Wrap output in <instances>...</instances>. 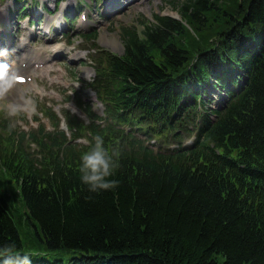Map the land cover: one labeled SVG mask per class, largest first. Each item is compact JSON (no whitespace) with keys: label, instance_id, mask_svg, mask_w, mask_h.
<instances>
[{"label":"trees","instance_id":"obj_1","mask_svg":"<svg viewBox=\"0 0 264 264\" xmlns=\"http://www.w3.org/2000/svg\"><path fill=\"white\" fill-rule=\"evenodd\" d=\"M179 12L124 27V53L95 57L106 116L88 126L89 149L103 137L115 186L81 181L89 149L63 132L31 133L37 155L25 132H0V245L31 264H264V0H183ZM234 85L216 119L197 108ZM159 107L148 133L194 136L187 150L153 152L122 128Z\"/></svg>","mask_w":264,"mask_h":264},{"label":"rangeland","instance_id":"obj_2","mask_svg":"<svg viewBox=\"0 0 264 264\" xmlns=\"http://www.w3.org/2000/svg\"><path fill=\"white\" fill-rule=\"evenodd\" d=\"M170 1L171 0H136L128 4L125 9L120 10L115 15L105 18L102 16L97 17V13L93 12V8L98 5L100 6L104 1L94 0L91 2V7H93L91 10V20L88 21L86 29H83L81 33L83 31L85 32V30L90 31L91 28H95L98 33L96 42L99 46L121 53L124 48L121 38L122 27L135 26L139 27V30H142V22L151 20L153 15L158 12L178 16L176 11L171 10V5L168 4ZM67 3H69V1L66 0L62 2V5L65 6ZM48 4L53 6L54 2ZM7 5L8 2L5 4L4 2L0 3V19L3 20L1 25H5L7 22L13 25L11 32L17 34V43L28 41L30 38H33L31 30L28 28L29 18H20L19 22H16L15 19L12 20L7 14ZM85 11L91 13L87 8ZM56 13H60V11ZM35 17H37V15H35ZM42 18L48 19L49 16L45 14ZM41 25L44 24L42 23ZM31 26L34 28L38 25L33 24ZM53 34L54 33L47 35L48 38L42 36L39 40L33 41V46L36 51H40L42 58H44L47 53L52 54L51 46L55 44H63L64 48L71 51L70 57L79 56V58L71 63H65L62 59L54 61L53 64L56 68L54 71H52L50 67H47V65H45L44 68L33 69L35 70V80H38V82L35 87L32 88H28L27 84H13L12 87L9 88L7 85L11 83L10 81H0V110L2 109L0 115L11 118V121L14 122L15 125H18L20 129L28 130L38 124V121L34 118L35 115L39 114L40 110L38 104L36 107L37 100L42 103L48 102L55 106V108L60 109L64 105L67 106V103L70 101L63 102V100L75 90L81 92L84 100L93 99V92H91L90 88L85 84V81L90 80L94 76L93 68L89 63V61H91L89 57V47L93 45L92 40L79 35V33L75 31L56 39L53 38ZM57 39H59L60 42H56ZM21 51L22 53L24 52L22 49ZM59 55L64 54L61 53ZM18 58L17 54L14 55L13 61L16 63ZM58 73L63 75L64 80L55 78ZM78 77L84 80L80 81ZM16 88L23 91L24 99L30 104V107L27 109L23 107L24 104L21 102L23 100L16 99ZM25 91L28 93L25 94ZM95 106H97V104ZM20 112H24V116H19ZM45 120L48 122L47 119ZM48 125H50V123H48Z\"/></svg>","mask_w":264,"mask_h":264},{"label":"clouds","instance_id":"obj_3","mask_svg":"<svg viewBox=\"0 0 264 264\" xmlns=\"http://www.w3.org/2000/svg\"><path fill=\"white\" fill-rule=\"evenodd\" d=\"M0 77L11 80L7 65H0ZM80 159V179L91 191L107 189L117 184L116 180L109 179L117 163L105 148L102 136H96L94 146L83 152ZM15 248L16 245L12 242L0 245V264H31L30 257L17 255Z\"/></svg>","mask_w":264,"mask_h":264},{"label":"snow or ice","instance_id":"obj_4","mask_svg":"<svg viewBox=\"0 0 264 264\" xmlns=\"http://www.w3.org/2000/svg\"><path fill=\"white\" fill-rule=\"evenodd\" d=\"M17 79L20 80V81H23L24 77L23 76H18Z\"/></svg>","mask_w":264,"mask_h":264},{"label":"bare ground","instance_id":"obj_5","mask_svg":"<svg viewBox=\"0 0 264 264\" xmlns=\"http://www.w3.org/2000/svg\"><path fill=\"white\" fill-rule=\"evenodd\" d=\"M24 70L27 71V70H29V69H26V68H25ZM14 74H15V73H14Z\"/></svg>","mask_w":264,"mask_h":264}]
</instances>
